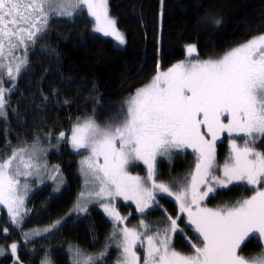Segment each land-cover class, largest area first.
<instances>
[{
  "label": "snow or ice",
  "instance_id": "1",
  "mask_svg": "<svg viewBox=\"0 0 264 264\" xmlns=\"http://www.w3.org/2000/svg\"><path fill=\"white\" fill-rule=\"evenodd\" d=\"M85 6L94 18L95 32L114 38L119 45L125 44L124 34L109 14L108 0H0V119L7 118L6 93L13 91L3 84L15 80L27 68V49L47 34L51 18L72 17ZM205 20L215 25L222 23L211 13ZM21 47L25 53L17 56ZM195 51L194 44L187 45L189 55ZM4 68L8 81L4 79ZM224 132L230 137L242 135L244 145L230 139L229 156L220 166L216 163V144ZM61 139H67L64 132L57 137L58 141ZM70 139L73 149L91 150V156L82 164L91 177L86 185L94 187L80 192V200L86 202L76 204L77 214L88 211V198L116 197L132 200L136 211L145 213L161 207L157 192L166 193L175 198L181 213H187L197 239L202 238L200 245L189 242L190 253L177 251L169 235L183 231L176 219L168 216L170 228H156L154 234L148 235L153 229L144 220L135 228H121L127 217H121L113 204L101 203L103 211L115 222L110 239L118 241L120 256L116 264H264V151L256 150L257 141L264 142V32L218 58L182 61L167 72H158L149 83L135 90L105 126L101 127L92 117L83 122L77 118ZM189 148L196 154L194 170L167 183H157V158L167 157L170 161L173 155ZM27 151L22 146L0 162V205L7 206L11 222L17 227L31 211L24 207L27 186L21 189L17 177L30 176L33 168L38 171L40 167L33 161L35 149L26 158ZM100 157L103 163H99ZM17 158L19 163L13 169ZM133 161L147 165L145 179L128 174L127 166ZM56 172L59 173L58 166ZM149 181L151 188L146 186ZM233 185L246 186L253 194L215 209L202 206L210 194ZM59 223L54 221L23 235L27 239L39 237ZM252 240L260 252L250 257L240 255ZM138 245L142 256L138 255ZM17 249L16 243L10 245L14 257ZM109 249L110 245L105 244L103 251L91 254L70 246L69 264H105ZM5 251L0 249V255ZM17 264H22L18 258ZM40 264L52 262L46 255Z\"/></svg>",
  "mask_w": 264,
  "mask_h": 264
},
{
  "label": "trees",
  "instance_id": "2",
  "mask_svg": "<svg viewBox=\"0 0 264 264\" xmlns=\"http://www.w3.org/2000/svg\"><path fill=\"white\" fill-rule=\"evenodd\" d=\"M109 13L125 36V45L92 32V20L86 11L73 17H53L46 35L27 50L29 64L15 80L6 99L7 118L0 119V161L20 147L67 134L77 118L103 111H118L135 90L144 85L158 69L182 59L185 47L196 46L201 59L219 57L237 44L264 32V0H108ZM221 19L215 25L206 15ZM98 101V103H97ZM99 114V113H98ZM68 139V138H67ZM59 140L58 152L49 154L50 163L59 166L61 188L54 190L46 183L27 200L30 209L17 227L0 214V264H37V257L47 255L52 264H69L68 246H78L86 253L97 254L110 245L105 264H116L120 252L117 240L110 239L113 223L97 207L77 214L74 204L82 188L79 154ZM261 146V143H256ZM217 160L229 156L227 136L216 145ZM261 149L264 150V144ZM171 160L158 159L156 180L169 182L192 171L194 156L189 151ZM181 160V161H180ZM221 163V164H222ZM57 189V187H56ZM175 189V188H174ZM252 191L246 186L218 189L204 202L207 208L231 205L247 198ZM161 207L145 213L136 212L128 203L119 209L128 213V227L141 220L156 228L171 227L167 219L177 220L179 229L172 236L173 247L190 253V243L200 245L198 234L183 216H178L177 203L169 196L158 195ZM69 216L68 214L70 213ZM60 223L50 232L31 240L24 233ZM7 230V231H5ZM18 245L14 257L10 245ZM140 255L142 254L139 248ZM260 252L256 241H249L239 252L250 257Z\"/></svg>",
  "mask_w": 264,
  "mask_h": 264
},
{
  "label": "rangeland",
  "instance_id": "3",
  "mask_svg": "<svg viewBox=\"0 0 264 264\" xmlns=\"http://www.w3.org/2000/svg\"><path fill=\"white\" fill-rule=\"evenodd\" d=\"M85 11H86V13H87V15H88V12H87V8H86V6L83 8ZM78 12V11H77ZM77 12H75L74 14H73V16L77 13ZM110 14V13H109ZM72 16V17H73ZM110 16L112 17V18H114L111 14H110ZM88 17L92 20V32L93 33H96V34H98V35H100V36H103V37H106V36H104L103 34H101V33H98V32H95L94 31V27H95V21H94V18H92V17H90L89 15H88ZM115 19V18H114ZM119 30V29H118ZM120 31V30H119ZM121 32V31H120ZM107 38H110V39H112L118 46H121V47H123L125 44H123V45H119L118 44V42H116L115 40H114V38H112V37H107ZM245 42V41H244ZM241 43H243V42H241ZM241 43H239V44H241ZM239 44H237L236 46H238ZM236 46H234V47H236ZM233 48V47H232ZM28 50V49H27ZM24 53H25V49L23 48V47H21L20 49H18L17 51H16V55L17 56H23L24 55ZM215 58H218V57H210V58H203V59H201V58H199L198 56H197V52L195 51L194 53H192L191 55H189L188 54V52H187V46L185 47V55H184V57L182 58V59H180V60H178V61H176L175 63H173L172 65H170L169 67H167V68H164V69H158L157 71H156V73L153 75V76H155L158 72H167V70L169 69V68H171L173 65H175V64H178V63H180V62H185V63H195V62H197V61H205V60H208V59H215ZM7 63V62H6ZM4 73H5V76H4V79H5V81H8V77H7V75H6V73H7V68H4L3 70H2ZM152 76V77H153ZM18 77V76H17ZM152 77L148 80V82H146L144 85H146L147 83H149L150 81H151V79H152ZM16 80V79H15ZM15 80H13V81H11V82H5L4 84H3V87L5 88V89H8V88H13L14 87V83H15ZM144 85H142L141 87H143ZM140 88V87H139ZM9 93H6V97H7V95H8ZM132 94H134V93H132ZM131 94V95H132ZM130 95V96H131ZM129 96V97H130ZM128 97V98H129ZM128 98H126V100L128 99ZM125 100V101H126ZM125 101H124V103H125ZM123 103V104H124ZM117 112V110L116 111H112V110H110V111H103V113L101 114V112H97V113H95V114H93V115H90V116H86V117H82V118H80L79 120H80V122H83L86 118H88V117H92V118H94L95 120H96V122L98 123V124H100L101 125V127H103V126H105V124L107 123V122H109V119L111 118V117H113L114 115H115V113ZM99 113V114H98ZM77 123V122H76ZM225 123H227V121L225 120ZM75 124V123H74ZM74 124L71 126V128H70V131H69V133L67 134V140H68V142H67V144H68V147L70 148V150L73 152V153H76V154H79V161H78V163H79V170H80V175H81V178H82V188H81V191H88L89 189H92L94 186L93 185H91V184H88V185H86V180H90L91 179V177L90 176H88L87 175V166L86 165H84V164H82V162L83 161H85L88 157H90L91 156V150L90 149H79V150H75V149H73L72 148V146H71V129H72V127L74 126ZM225 136H227V143H228V147H229V153H230V144H229V140L230 139H235L236 140V142H237V144L238 145H240V146H243L244 145V138L242 137V135L241 136H237L236 134H232V136L230 137L229 136V134L227 133V132H224V133H222L221 134V139L219 140V141H217V143L218 142H220ZM57 139V138H56ZM209 139H210V137H209ZM257 143H261V146L260 147H262V145L264 144V142H261L260 140H258L257 141ZM217 145V144H216ZM259 146H257L256 145V150L257 151H264L263 149H261ZM27 148V153H26V158H27V155L28 154H30L32 151H33V148L35 149V155L33 156V161H34V163H37V164H39L40 165V167H39V170L37 171V169L36 168H33L32 169V175H30V176H19V177H17L18 179H19V181H20V187H21V189H23L24 188V186L26 185L27 186V189H28V194H27V196L25 197V203H24V207L26 208V204H27V200H28V198L33 194V193H35L37 190H39V189H41L46 183H48V184H51L52 186H53V188H54V190L56 189V187L59 189V188H61L62 187V185H63V183H62V185H60L59 183H61V179H60V175H61V172H60V169H59V173H57L56 172V165L55 166H53L54 164H52V163H50V161L48 160L49 159V154L50 153H52V152H58L57 150L59 149V142L58 141H56V140H53L52 138H48V139H46L45 140V142H41V143H36V144H32V145H30V146H27L26 147ZM15 150H17V149H15ZM14 151V150H13ZM13 151L11 152V154L8 156V157H6L5 159H8L9 157H11L12 156V153H13ZM184 151H189V152H191L192 154H193V156H194V164H193V167H192V170H194V165H195V157H196V154L193 152V150L192 149H186V150H181L180 152H179V154H176V155H178V156H181V154L180 153H183ZM216 153H217V148H216ZM175 155H173V157H174ZM172 157V158H173ZM5 159H3V160H5ZM158 159H163V160H169L167 157H158L157 158V160ZM2 160V161H3ZM2 161H0V162H2ZM181 161V160H180ZM93 163H95L96 162V160H95V158H93V161H92ZM19 163V158H17V161H15L14 162V165H13V169H15V167L17 166V164ZM99 163H103V157H100L99 158ZM216 163L218 164V165H220V166H222L223 164H224V162L222 163L221 162V160H217V154H216ZM222 163V164H221ZM59 167V166H58ZM21 171H23V168H22V166H21ZM126 171L128 172V174L129 175H132V176H139V177H141L142 179H145L146 177H147V165H145L142 161H133L132 163H130L128 166H127V169H126ZM53 176H55V179H53L52 177ZM156 179V178H155ZM156 182L157 183H160L161 181H159V180H156ZM148 188H151V181H149L148 182V184L146 185ZM95 190H98V186H96L95 187ZM176 189H174L173 188V191H175ZM80 191V192H81ZM214 194V193H213ZM213 194H210V196L211 195H213ZM253 194V193H252ZM158 195H166V196H168L166 193H159V192H157L156 193V196H158ZM174 201H175V198L174 197H171ZM208 198V197H207ZM207 198H205V200L204 201H202L201 202V204H202V206L203 207H205L204 206V202L207 200ZM88 200H90V202L88 203V207H91V206H97L101 211H102V213H104L105 215H106V217L113 223V225L115 224V222L112 220V218H110L104 211H103V208L101 207V203H110V204H113L114 206H115V208H116V210L120 213V215H121V217H127V219H128V213L129 212H127V213H123L120 209H119V204L120 203H128V204H131L133 207H134V209H135V211H136V204H135V202H133L132 200H125L123 197H116L114 200H107V199H104V200H99V199H96V198H88ZM84 202H86V201H82V200H80V198H79V196H78V198H77V200H76V202H75V204H74V208H75V206H76V204L77 203H84ZM176 202V201H175ZM177 207H178V216H183L186 220H187V222H188V216H187V213H181L180 212V209H179V205L177 204ZM212 209H215V208H212ZM2 212L6 215V217H7V219H8V221L9 222H11V215H10V213L8 212V209H7V206L6 205H0V214H2ZM137 212V211H136ZM77 213V212H76ZM80 214H82V213H80ZM127 219L125 220V222H124V224H121L120 225V227L121 228H123V227H125V226H127L128 227V224L126 223L127 222ZM12 223V222H11ZM22 223V222H21ZM129 228H133V227H129ZM193 228H194V226H193ZM41 229H43V228H39L38 230H41ZM139 231H141V232H143L144 230L143 229H138ZM31 233V232H30ZM43 233V232H42ZM148 235H150L149 233H147ZM33 237H31V239H32ZM35 238V237H34ZM30 239V240H31ZM67 246L68 247H70L69 246V244H67ZM145 246H146V241H145ZM139 245L137 246V252H138V255H140V252H139ZM1 249V248H0ZM3 249V248H2ZM9 249H10V247H9ZM69 249V248H68ZM4 250H6V249H4ZM142 251V250H141ZM7 251H5L4 253H6ZM3 255V254H2ZM1 256V255H0ZM141 256H142V254H141ZM45 258V255H43V254H41L40 256H38L37 257V264H40V261L42 260V259H44ZM48 258V257H47ZM49 259V258H48Z\"/></svg>",
  "mask_w": 264,
  "mask_h": 264
}]
</instances>
